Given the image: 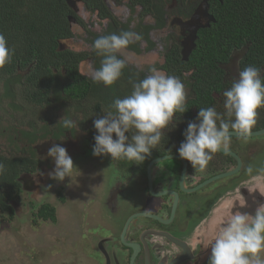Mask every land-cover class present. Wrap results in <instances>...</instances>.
<instances>
[{"label": "flooded vegetation", "instance_id": "flooded-vegetation-1", "mask_svg": "<svg viewBox=\"0 0 264 264\" xmlns=\"http://www.w3.org/2000/svg\"><path fill=\"white\" fill-rule=\"evenodd\" d=\"M9 1L0 0V14L4 19L10 18ZM201 1L144 0L143 2H138L135 0H96L98 6L94 7L91 2H89V5L87 0H69V2L65 0L67 5L65 19L69 29L72 31V36L56 39L57 52L65 50L88 53L89 55L79 62L78 70L86 78H91L93 70L100 67L103 59L99 55L91 56L94 40L101 36L112 34L114 31L125 30L139 33L144 26L155 25L156 28L148 31L149 40L153 46L147 48L148 42L145 39H141L138 42H134L137 45V50L129 47L125 50L140 56L158 51L155 49L157 44L153 39V35L164 31L163 42L159 45L162 51L159 61L136 66L126 60L123 54H118L121 59L126 60L127 67L131 66L137 71L142 70V76H146L148 74L147 67L163 64L165 55L170 50H177L181 60H188L191 52L187 59H183L181 54L183 43L190 35V31L185 24ZM209 2L210 0H207L208 14L212 15ZM207 19L204 16L199 21L201 24H206ZM161 21L163 22L162 25L156 26ZM205 27L198 28L196 39L194 40L195 44L199 29ZM159 40L162 39L160 38ZM52 56L53 54L49 52L48 58ZM224 67L226 69V66ZM156 68L168 75L162 68ZM26 71H21L18 68L13 71V74L22 75ZM225 77L227 78V73ZM228 79L229 82L232 81L229 76ZM4 80L5 74L0 72V112L3 115L6 112H10L11 110H6L10 108L21 115L20 108L17 110L13 108V106L18 107L21 105L17 102L20 96L11 94L6 90L10 89L13 93H17L20 87L15 82H12L8 83L6 88L3 85ZM185 90L188 91L186 86ZM99 91L104 98L107 97V92ZM131 91L124 94L122 98L130 95ZM95 96H84L79 102V110H75L78 102H74L71 98L63 104L61 110L56 105L54 110L52 109L53 114H46L50 115L48 117L47 136L36 140L34 143H28V140L25 141L21 138L19 131L22 127L12 131V128L8 125L4 126L5 121L2 120L3 117L0 115V158L3 156H26L28 159L31 157V159L37 161L33 170L19 172L16 177L18 190L14 189L12 191L13 197L9 199L0 198L2 199L0 205L3 206V208L0 207V221L3 220L1 213L6 212L8 220L12 221L15 219L19 223L24 221V217L30 216L29 220L34 224L33 227L40 226L44 228L45 224L49 223L48 228H52L58 222V218L59 220L62 219L67 225L71 221L72 228L79 227L80 229L67 230V232L70 231V234L61 230L62 232H59L61 236L57 235V237L53 235V230L51 229L38 230L40 234L44 235L46 243L48 240L50 241V247L54 245V238L58 240L59 249L56 251V257L52 256V264L56 262V264H208V258L211 253L210 243L222 223L236 210L233 206L229 207L228 204L222 203L221 205V196L225 192H232L233 189L238 188V185L243 179H246V176L249 177L255 174H249L247 169L249 166L252 167L254 161H257L254 166V169H257L259 161L260 164L262 163L261 158L264 159V133L251 135L247 143H242L233 134L227 152L221 150L213 154V158L202 172L198 168L194 169L189 161L179 156L177 151L179 148L178 141L173 136L170 137L172 139L167 138L165 130L162 142L157 146L158 150L157 148L153 149L155 155L152 157L148 156L140 164H135V162L126 159L113 160L110 155L97 157L93 155L92 151L95 143L94 136L97 132L94 128V121L91 119L92 114L90 115L89 113ZM103 108L108 109L104 111L105 115L110 109L109 107ZM25 109L24 116L31 110L27 107ZM215 109L218 113L223 114L225 112L223 102L218 101ZM257 112V123L251 132L264 129V111L258 109ZM54 113L58 114V116H54ZM63 117L72 119L78 126L71 130L61 128L58 122ZM21 118H23V113ZM195 119L196 117L194 121ZM28 123L34 125L35 131L40 125L43 126L39 118L35 117V112L33 117L26 121V127L23 129L26 130L28 128ZM78 133L82 134L83 141L81 142L80 140L76 141V138H80ZM11 134H13L14 138H11ZM126 135L129 138L131 137V133H126ZM39 141L47 143L48 146H52L55 143L67 147V151L70 152L71 150L70 156L73 162L76 160L78 164L84 162L85 158L91 155L99 160L101 165L97 167L100 170L99 175L101 177L99 175L96 176L95 183L98 188L100 184L97 180L99 181L98 178H100L102 186L99 192L97 190L92 191L91 196L94 197H88L87 195L88 198L85 197L86 200H89V205H96L91 211V213H95L94 217L89 214L93 220L85 229H83V225L80 227L79 218L72 217L74 215L70 213L68 205L61 210V205L67 199V196L63 193V188L61 192L57 193V204H53L52 201H47L48 199H43V196H39L41 189L43 188L47 192L55 180L53 179L51 183L45 186L42 183L44 174L41 175V173H44V170L40 168L34 146ZM167 141H169L168 144ZM167 145L168 147L173 145V150L167 151ZM252 148L254 153L251 152ZM172 154L176 156L159 160L148 168V164L152 159ZM251 156L252 159L248 162ZM238 159L240 164L243 159L246 161L243 169H241V166L239 167L238 173L216 180L211 179L218 174L234 170L237 167ZM253 177L254 180L256 178L258 180L264 179L258 172ZM28 188H31V190ZM23 191L26 192V195L33 197L24 199L22 203V201L19 202V195ZM51 208L53 209L54 220L45 219L40 213ZM28 210H31V212L26 213ZM70 217L71 220L69 219ZM91 225H95V227ZM103 231H108L109 234L106 236ZM18 234L22 237L19 232ZM75 236H77L76 239L80 243L87 239L86 242H88L89 247L100 255V259L91 257V259L88 258L86 261L83 254L85 249L81 248L78 243L77 245L75 243L74 247L71 246ZM20 237L19 239L22 240ZM71 239L72 241H70ZM40 240L39 242L44 241V239ZM1 243L3 242L0 241V245ZM5 248H0V251L5 250L3 253L9 255L7 258L11 259L13 253L17 257L15 262L7 261L5 258L6 260H3L5 264H30L23 259H19L22 256L20 250H16V248L11 246H5ZM32 248L43 249L39 246ZM55 248L57 249V247ZM94 256L96 257V254ZM36 262L37 264L43 263L39 260Z\"/></svg>", "mask_w": 264, "mask_h": 264}, {"label": "trees", "instance_id": "trees-1", "mask_svg": "<svg viewBox=\"0 0 264 264\" xmlns=\"http://www.w3.org/2000/svg\"><path fill=\"white\" fill-rule=\"evenodd\" d=\"M89 2L94 7L98 6L96 0H87L90 5ZM9 4L10 18L4 19L0 14V34L4 35L9 48L15 52L11 62L0 68V72L5 74L3 85L6 88L8 83L12 82L20 87L17 93L6 90L20 96L17 102L21 105L13 108H20L23 116L25 107L32 109L36 106L43 109L53 104V108L57 105L61 110L69 98L78 102L75 110H79L82 98L87 95L95 96L96 92L89 109L94 121L108 110L103 107H109L114 99L122 98L132 90L130 81L145 77L142 76V70L137 71L131 66H126L116 83L106 87L93 83L91 78L79 73V62L87 57L88 53L65 50L57 52L56 39L72 36L65 19V0H10ZM209 8L214 20L208 27L199 29L195 48L187 61L180 59L177 50H170L165 55L163 64L147 67L162 68L168 75L178 77L188 88L185 105L187 111L175 114L173 124L165 129L166 137L173 136L179 145L184 140L183 132L187 124L194 121L201 107L216 108L218 101H224L223 91L231 87V82L225 77L227 72L224 66L228 67L235 59V51H239V56L235 59L238 70L254 66L260 69L261 77L264 78V0H210ZM162 23L161 21L156 26H161ZM152 28H156L155 25H146L138 33L148 42L147 48L153 46L148 35ZM120 32L122 31L113 33ZM128 47L137 50L134 43ZM49 52L53 54L51 58H48ZM91 56H97L96 52L93 51ZM18 68L27 71L22 75H14L13 71ZM99 90L107 92V97L104 98ZM260 110L264 111V108ZM49 116L39 115L43 126L40 125L36 131L30 123L26 130L20 129L21 138L28 140V143L45 138ZM59 126L64 128L61 124ZM172 148L173 145L166 146L167 151H172ZM22 150L25 151L24 148ZM154 155L155 151L152 149L149 157ZM0 163H3L5 168L0 174V198L9 199L13 197L12 191L18 190L16 177L19 172L33 170L37 161L26 156H3ZM1 202L2 199L0 204ZM0 207L3 208L2 205ZM40 214L45 219L54 220L52 208Z\"/></svg>", "mask_w": 264, "mask_h": 264}, {"label": "clouds", "instance_id": "clouds-1", "mask_svg": "<svg viewBox=\"0 0 264 264\" xmlns=\"http://www.w3.org/2000/svg\"><path fill=\"white\" fill-rule=\"evenodd\" d=\"M141 39L136 32L122 31L94 40L92 50L103 59L91 74L93 83L106 87L115 84L126 67V60L118 54ZM14 52L0 34V68L11 62ZM130 83L131 94L114 99L110 110L94 120L97 134L92 151L97 157L110 155L113 160L126 159L140 164L162 142L164 130L173 124L174 115L187 111V93L178 77L166 75L155 66L148 69L143 79ZM223 97L225 112L218 113L215 107H201L195 121L187 124L184 140L177 149L181 158L201 172L213 154L221 150L227 152L232 133L242 143L250 140L251 130L257 123V110L264 108V78L260 69L246 66L239 71L231 87L223 91ZM58 123L68 130L78 126L64 117ZM126 133H131V137ZM47 156L54 162V169L48 173L51 179L63 181L69 177L74 164L65 147L54 143ZM4 170L0 163V174ZM247 172L251 174L253 168L249 166ZM257 172L264 174V168ZM210 246L208 264H264L261 257L264 253V204L258 205L254 214L233 212L222 223Z\"/></svg>", "mask_w": 264, "mask_h": 264}, {"label": "rangeland", "instance_id": "rangeland-1", "mask_svg": "<svg viewBox=\"0 0 264 264\" xmlns=\"http://www.w3.org/2000/svg\"><path fill=\"white\" fill-rule=\"evenodd\" d=\"M164 36H165L164 31L157 32L155 35H153V39L156 41V44H157L156 45L157 47L155 49L158 51L149 52L145 55L140 56V55H137L136 53H131V52H128L127 50L123 49V50H121V54L124 55L126 60L130 61L132 64H134L136 66H141L144 64L159 61L161 59V56H162V51L159 48V45H161V42H163L162 37H164ZM160 38L162 40H159ZM238 56H239V51H235L234 52V58L236 59V58H238ZM235 59L231 62V64L228 67L226 66L227 77L228 76L231 77L232 80L237 78L238 73H239V70L236 66V60ZM34 107L35 108H32L29 112H27L26 116H23V118H21V115H22L21 112H20L21 113V115H20V114L16 113L15 110L10 109V108H9V110L8 109H6V110L7 111L11 110V111L6 112L3 115L0 112V115H2V117H3L2 120L5 121V123L3 125L4 126L8 125L9 127L12 128L11 129L12 131H16L20 127H22V128L26 127V124H25L26 121L30 120L33 117L34 112H35L36 118H38V116L40 114H42L43 116H46V114H48V113L53 114L52 109L54 110V108L52 105H49L47 108L44 107L43 109H40L39 107H36V106H34ZM36 111H37V113H36ZM54 114H55L54 116H58V114H56V113H54ZM19 116L21 119L19 118ZM78 135L80 136V138H76V141H78V140H80V142L83 141V138L81 137L82 134L78 133ZM11 138H14L13 134H11ZM34 146L36 149L35 150L36 156H37L38 161L40 163V168H42L44 170V173H42V174H44L43 175L44 178H43L42 183L45 186V185H47L53 181V179H51L48 176V173H50L51 170L54 169V162L51 160V157L47 156L48 149L51 146H48L47 143H43L41 141L35 143ZM65 148H66V150L68 149L67 147H65ZM253 150L254 149L252 148L251 149L252 153H254ZM67 152L70 155L71 150H70V152L69 151H67ZM243 155H244V153H243ZM75 156L77 158L76 154H75ZM251 159H252V156L249 158L248 162H250ZM244 162H246L245 159H243L242 163L240 164L241 169L244 168V166H243V165H245ZM256 162L257 161H254V163L252 165V168H253L252 173H255V174H256L258 169L263 168L264 159L261 158L262 163L260 164V161H259V164H258L259 167H257V169L256 168L254 169ZM73 164H74V169L72 170L71 174H69V177H65V179L63 181L54 180V182L50 186L51 188L48 189L47 192L45 191V189H43V188L41 189V191L39 192V196H43L44 197L43 199H48L47 201H52L53 204H57L56 203L57 202V197H56L57 193L59 191L61 192L62 191L61 189L63 188V190H64L63 193H65V195L67 196V199H66L65 203H63L61 205V210L63 207L68 205L70 213H72L74 215L72 217L79 218L78 220L80 223V227L83 225V229H85V227H88L90 225L91 221L93 220L90 217V215L93 216L95 214V213H91V211H92V209H94L96 207V205H93V204L89 205L90 202H88L89 200H86V198L91 196L92 191L97 190V192H99L100 187L102 186L100 178H98L99 181L97 180V182H99V184H100V186L98 188L96 187L97 185L95 183V178H97L96 176H98L100 174V170L98 169L97 166L100 167L101 164H99V160L92 155L86 157L84 162H80L78 164V163H76V160H75L73 162ZM255 174H253L249 177L246 176V179H243V181H241L240 185L243 184V182H246L248 180V178H253V176ZM259 175L264 177V174H259ZM99 176L101 177V175H99ZM29 190H31V188ZM25 193L26 192L23 191L19 195V202L22 201V203H23L24 199L26 200V199L33 197V196L26 195ZM91 197H94V196H91ZM84 205H85V207H84ZM22 209H24V207H22ZM22 212H24V211H22ZM30 212H31V210H28L26 213H30ZM1 215H2L3 220L0 221V225H1L0 226V241L3 243H1L0 248L4 249L5 246H11V247L16 248V250H20L22 256L19 259H23L24 261H26L27 263H30V264H37L36 261H38V260L43 262L44 264H52V260H51L52 256L56 257V254H57L56 251L59 249L57 239L54 238V243H53L54 245L52 247H50V243H49L50 241L48 240L46 243L44 235H42V233L40 234V232L38 230L51 229V230H53V235L55 237H57V235L61 236V233H59V232H62L61 230H64L65 233L70 234V231L67 232V230L80 229L79 227L72 228L71 227V221L67 225L62 221V219L59 220V218H58V222L56 224H54L52 226V228L51 227L48 228L49 223L45 224L46 226H44V228H41L40 226L33 227L34 224H32V222L29 220L30 216L24 217V221L22 223H19L17 220L15 221V219H13L12 221L8 220L6 212L1 213ZM69 219L71 220V217ZM94 220H95V218H94ZM92 227H95V225H93ZM18 232L22 235V237H20ZM103 234H105L107 236L109 234V232L103 231ZM19 237L22 240H20ZM76 237L77 236H75V238H73L74 241H73V244H71V246L74 247V244L76 243V245H77V243H78L81 248L85 249L83 254H84V257L86 258L85 259L86 261L88 260V258L91 259V257H93L95 259L96 258L100 259V255L93 248L91 249V247H89L88 242H86L87 239H84L86 241L80 243V241L78 242ZM83 238H85V237H83ZM40 239H44V241L39 242V241H41ZM70 241H72V239ZM35 246H37V247L39 246L40 248H43V249L42 250L33 249L32 247H35ZM26 247H28V248H26ZM48 247H50L51 249L50 248L48 249ZM55 247H57V249ZM3 252H5V250L0 251V254H1L0 255V264H5L4 261L6 259H7V261H14V262L17 261V257H15L14 253H13V257H11V259H10V258H7L9 255L7 253H3ZM94 254H96V257L94 256ZM261 257L264 258V253H261ZM43 263H41V264H43ZM56 263H54V264H56Z\"/></svg>", "mask_w": 264, "mask_h": 264}, {"label": "water", "instance_id": "water-1", "mask_svg": "<svg viewBox=\"0 0 264 264\" xmlns=\"http://www.w3.org/2000/svg\"><path fill=\"white\" fill-rule=\"evenodd\" d=\"M69 2V0H66ZM206 16L208 19L206 21V24L200 23V18ZM214 18L211 14H208V4L207 0H202L196 7L194 13L190 17V19L187 20L185 26L189 29L190 35L185 39V42L183 43V47L181 50L182 58L187 59V56L191 52V50L194 48L195 43L194 40L196 39V32L199 27H205L209 26L210 22L213 21ZM264 129H260L257 131L251 132V135H259L263 134ZM234 134V133H232ZM176 155H165L159 158L152 159L149 164L148 168H150L151 164L167 159V158H174ZM240 167V161L238 159L237 161V167L234 170L226 171L222 174H218L216 176H213L211 179L216 180L222 177H227L232 174H235L239 171ZM238 188H235L231 191L225 192L220 199V203H224L225 205H229V207L236 208V211L240 212H246L249 214H254L255 209L258 205L264 204V179L258 180L256 178L254 180L253 178H248L246 182H243V184L238 185ZM245 204V205H244ZM241 205H244L241 207Z\"/></svg>", "mask_w": 264, "mask_h": 264}]
</instances>
